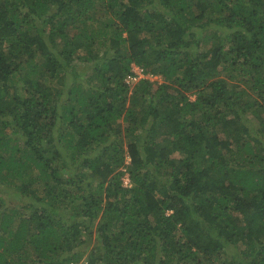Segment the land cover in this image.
I'll list each match as a JSON object with an SVG mask.
<instances>
[{"label":"trees","instance_id":"1","mask_svg":"<svg viewBox=\"0 0 264 264\" xmlns=\"http://www.w3.org/2000/svg\"><path fill=\"white\" fill-rule=\"evenodd\" d=\"M81 259L264 264V0H0V264Z\"/></svg>","mask_w":264,"mask_h":264},{"label":"clouds","instance_id":"2","mask_svg":"<svg viewBox=\"0 0 264 264\" xmlns=\"http://www.w3.org/2000/svg\"><path fill=\"white\" fill-rule=\"evenodd\" d=\"M133 72H134V73H133L132 75H130V76L128 77V79H127L128 83L131 84V85H134V84H135L136 82H138L141 78H148V79H150V77L153 76V75L150 74V73H146L142 67H139V66L136 65V64H133ZM150 80H151V79H150ZM126 174H128V173H126ZM126 174H125V176H126ZM124 179H125V177H124ZM124 182H125V180H124ZM125 184H128V183L125 182ZM80 262H87V260H86V259H81L80 261H77V262H75V263H80ZM86 264H87V263H86Z\"/></svg>","mask_w":264,"mask_h":264},{"label":"rangeland","instance_id":"3","mask_svg":"<svg viewBox=\"0 0 264 264\" xmlns=\"http://www.w3.org/2000/svg\"><path fill=\"white\" fill-rule=\"evenodd\" d=\"M152 75H153V74H152ZM150 79H151V80L159 79L160 81L163 80V78H162L161 76H156V75H153L152 77H150ZM255 124H258V125H259V120H256V121H255ZM142 142H143V140L140 139V140H139V143L141 144ZM127 162H128V163L130 162V158H129V157L127 158ZM54 210H58V208H56V209H54ZM65 221H66V223L69 222V218H68V216H67V219H65ZM78 232H80V230H78ZM86 236H88V235H86ZM95 239H96V236H95Z\"/></svg>","mask_w":264,"mask_h":264},{"label":"built area","instance_id":"4","mask_svg":"<svg viewBox=\"0 0 264 264\" xmlns=\"http://www.w3.org/2000/svg\"><path fill=\"white\" fill-rule=\"evenodd\" d=\"M124 180H125L126 183L129 182V176H128V174H126ZM86 263H87V262H80V263L71 262V263H69V264H86Z\"/></svg>","mask_w":264,"mask_h":264}]
</instances>
